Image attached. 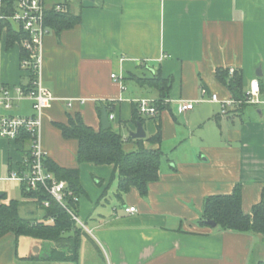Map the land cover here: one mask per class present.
<instances>
[{"label":"crops","instance_id":"crops-1","mask_svg":"<svg viewBox=\"0 0 264 264\" xmlns=\"http://www.w3.org/2000/svg\"><path fill=\"white\" fill-rule=\"evenodd\" d=\"M97 2L96 6L85 0L70 3L79 23L59 32L50 29L40 51L39 77L54 96L41 117L40 147L57 165L77 168L84 191L77 211L84 224L78 260H25L34 253H20L19 237L7 233L0 237V264H257L264 260V235L198 223L205 197L230 194L236 184L241 186L244 213L264 199V106L230 107L221 114L220 103L210 100L212 93L220 100L232 99L216 77L218 68L238 70L245 91L257 78L264 99V0ZM20 51L18 43L6 47L3 31L0 88L29 83ZM156 72L171 79L168 108L143 123L146 136L160 130L159 144L145 143L162 151L159 179L148 184L145 196L131 187L118 199L113 165L78 163L77 140L64 138L53 123L66 122L68 113L78 112L87 125L99 129L97 105L112 102L110 122L134 130L133 104L139 99L155 101L158 93L140 87L131 76ZM202 87L207 95L195 102ZM180 101L193 102V108L180 112ZM4 114L32 115V102L16 101L10 110L0 108V117ZM29 143L0 137V191L8 200L20 202L22 217L41 219L43 211L35 199L25 197L21 182L10 178L12 172H26ZM131 146L126 142L127 148ZM128 206L137 212L125 213Z\"/></svg>","mask_w":264,"mask_h":264},{"label":"trees","instance_id":"trees-1","mask_svg":"<svg viewBox=\"0 0 264 264\" xmlns=\"http://www.w3.org/2000/svg\"><path fill=\"white\" fill-rule=\"evenodd\" d=\"M16 0H1L0 34L6 32V47L10 48L15 43L20 45L21 62L29 58V52L25 49L23 42L27 39V34L21 26H13L8 18L14 8ZM92 6L98 4L97 0H85ZM80 19L70 10L65 13H56L53 10L47 11L45 24L49 29L59 32L68 29L79 23ZM29 69V83L25 87L31 86L35 74ZM132 79L144 88L154 89L158 93V98L153 101L159 111L168 108V103L164 100L169 98L171 89V79L163 78L160 72L152 73L151 76H131ZM216 77L228 89L232 99L242 100L245 90L242 85L241 73L234 69L230 74L227 68L216 69ZM104 106L108 113L113 111L112 102H104L97 105L99 112ZM241 105H238L239 107ZM100 114V112H99ZM154 117H144L139 114L137 104L132 107L131 122L143 123L146 119ZM124 125L125 123L122 122ZM61 131L64 138H73L78 142L76 159L78 163L91 162L98 165L111 164L117 173V186L115 196L121 199L131 187L137 189L141 196L147 194L148 184L157 181L160 174V163L163 158L160 148L152 149L145 146L148 144H159L161 141L160 130L153 136L133 139L129 135L125 138L119 131L109 128L94 129L87 125L81 115L77 112L67 114L66 122H54ZM17 141L30 142V137L23 132L16 139ZM126 142H131L132 146L127 148ZM29 149L26 151L28 155ZM46 168L54 174L57 179L65 180L67 188L72 193L80 197L84 191L79 180V170L77 168H64L57 165L50 158H44ZM22 191L25 197L35 199L37 205L42 209L41 219L22 217L19 213L20 202L16 199H9L4 192L0 191V237L7 233H13L16 237L27 236L42 241V253L25 257V260L36 262H70L76 263L79 255L80 238L83 228L75 223L66 211L58 204L44 189L38 188L36 191H28L22 184ZM102 194L101 198H104ZM48 200L49 206L42 207L40 202ZM68 207H72L78 213V203L72 198L66 199ZM49 218H53L48 222ZM206 220H212L216 226L223 231H233L239 233L264 235V199L254 204L249 214L241 208V186L236 184L230 194L209 195L205 197L203 211L198 223L207 225ZM257 264H264V260H259Z\"/></svg>","mask_w":264,"mask_h":264},{"label":"built area","instance_id":"built-area-1","mask_svg":"<svg viewBox=\"0 0 264 264\" xmlns=\"http://www.w3.org/2000/svg\"><path fill=\"white\" fill-rule=\"evenodd\" d=\"M71 0H16L12 14L8 17L11 21L21 26L22 30L27 34V39L23 45L29 52V58L21 62L23 69L29 71L31 68L35 74V78L31 82V86L22 85L3 86L0 88V108L10 110L16 101L28 98L32 102L33 114L29 116L4 114L0 117V137L8 140H16L21 133L25 132L30 137L29 152L26 155L24 163L26 166L25 173L10 174V178L16 179L24 184L28 191H36L38 188L44 189L58 204L63 206L71 219L82 228L84 224L80 221L78 214L72 207H68L66 199L71 197L73 202L78 203V196L74 195L67 188L65 180L57 179L50 172L45 164L46 157L41 150L39 143V130L41 125V117L43 112L51 105L54 96L52 92L46 88L39 77L40 68V51L42 40L49 32V28L45 24L47 11L53 10L56 13H65L70 10ZM1 7V0H0ZM0 18H4L0 15ZM230 74L234 72V68L229 69ZM112 78H116L115 74H111ZM121 88L125 86L121 84ZM201 97L195 102H202L203 97L207 95L206 88H200ZM210 100L219 102L221 106V114H226L228 108L237 107L238 105H263L264 99L260 96V84L257 78L251 80L249 88L245 91L242 100H220L215 93L210 94ZM169 103V98L164 100ZM139 114L144 117H157L158 108L154 102L148 99H139L136 101ZM193 102L180 101L178 109L185 112L193 108ZM70 105V103L68 104ZM109 120L114 119L111 112L108 115ZM48 200H42L40 206L48 207ZM125 213L132 214L137 212L135 207H124ZM53 218H49L51 222Z\"/></svg>","mask_w":264,"mask_h":264},{"label":"rangeland","instance_id":"rangeland-1","mask_svg":"<svg viewBox=\"0 0 264 264\" xmlns=\"http://www.w3.org/2000/svg\"><path fill=\"white\" fill-rule=\"evenodd\" d=\"M78 1L79 0H71V3L73 5H75ZM11 23H12L13 26H17V24L15 22L11 21ZM111 125H112V127H113L114 130L119 131V132H122V133L127 134V135L129 133V131H131V130L128 129V126H125V127L122 126L119 129L118 127L115 126L116 125V121H112L111 122ZM161 161H163V158H162ZM38 208H37V210H39ZM20 215L21 216H25V214H24L23 211H21ZM30 242H34V243L30 245L29 244ZM18 243H19V252L20 253H23V254L24 253H27V254H33V253L34 254H38V253H42L41 248L44 245V243L42 241H39L37 239H33L31 237H27V236H19ZM36 248H40V250L37 251ZM26 249H28L27 250L28 252H26ZM253 259H255V258L252 257L251 261H253Z\"/></svg>","mask_w":264,"mask_h":264},{"label":"water","instance_id":"water-1","mask_svg":"<svg viewBox=\"0 0 264 264\" xmlns=\"http://www.w3.org/2000/svg\"><path fill=\"white\" fill-rule=\"evenodd\" d=\"M89 1H94V0H89ZM259 70H260L259 68L256 70L257 74H258ZM99 112H100V127L102 129L109 128L111 126V122H110L109 117H108V115H109L108 111L106 110V108L104 106H102L100 108ZM128 135L133 139L145 138L146 132L143 128L142 123L137 122L135 124V129L129 131ZM206 224L210 227H216V223L212 220H206ZM36 250L38 251L39 248H36Z\"/></svg>","mask_w":264,"mask_h":264}]
</instances>
